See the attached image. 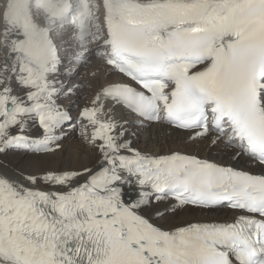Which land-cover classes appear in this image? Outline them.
Here are the masks:
<instances>
[{"label": "snow or ice", "instance_id": "obj_1", "mask_svg": "<svg viewBox=\"0 0 264 264\" xmlns=\"http://www.w3.org/2000/svg\"><path fill=\"white\" fill-rule=\"evenodd\" d=\"M0 264H264V0H0Z\"/></svg>", "mask_w": 264, "mask_h": 264}, {"label": "bare ground", "instance_id": "obj_2", "mask_svg": "<svg viewBox=\"0 0 264 264\" xmlns=\"http://www.w3.org/2000/svg\"><path fill=\"white\" fill-rule=\"evenodd\" d=\"M84 71H85V70H83V72H84ZM81 95H82V93H81ZM89 96H90V92H89L87 89H85L84 97L86 98V97H89ZM82 97H83V96H82ZM85 98H84L83 100H81V103H82V104L86 102ZM150 134H151L153 137H155V133H154V132H151V130H150V131H145L144 134H142L141 137H140L141 141L143 142L144 140L148 139V138L150 137ZM77 135H78V134H77ZM75 136H76V134H74V137H75ZM159 139H160L161 141L164 140V136H163L162 133L159 134ZM174 140H175V138H173L172 140H168L167 143H165V144H161V146H160V147H161V150L167 148L168 146L181 147V145H180L178 142H174ZM73 143H74V144H80L78 137L73 139ZM80 148H81V150L84 151V152H87V151H88V149L84 148L83 145H80ZM240 166H241V167H246V166H247V161H246V160H242L241 163H240ZM254 170H255V169H254ZM226 212H227V210H224V212H220V213L212 214V217H213V218H215V217H217V216H219V217H223V216L225 215ZM229 215H230V214H229ZM188 218H191V217H188Z\"/></svg>", "mask_w": 264, "mask_h": 264}, {"label": "rangeland", "instance_id": "obj_3", "mask_svg": "<svg viewBox=\"0 0 264 264\" xmlns=\"http://www.w3.org/2000/svg\"><path fill=\"white\" fill-rule=\"evenodd\" d=\"M84 94H85V89L82 91V95L81 96H83L82 97V99L81 100H83L85 97H84ZM144 134V133H143ZM78 137V135L76 134V136L74 137V138H77Z\"/></svg>", "mask_w": 264, "mask_h": 264}]
</instances>
